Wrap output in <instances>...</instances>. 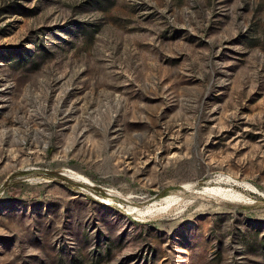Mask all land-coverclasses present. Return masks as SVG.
I'll return each mask as SVG.
<instances>
[{
    "label": "rangeland",
    "instance_id": "1",
    "mask_svg": "<svg viewBox=\"0 0 264 264\" xmlns=\"http://www.w3.org/2000/svg\"><path fill=\"white\" fill-rule=\"evenodd\" d=\"M0 264H264V0H0Z\"/></svg>",
    "mask_w": 264,
    "mask_h": 264
},
{
    "label": "bare ground",
    "instance_id": "2",
    "mask_svg": "<svg viewBox=\"0 0 264 264\" xmlns=\"http://www.w3.org/2000/svg\"><path fill=\"white\" fill-rule=\"evenodd\" d=\"M226 179H223L222 177L217 178L216 181L210 182L206 187L198 191L197 194L202 197H209L212 199L214 198L223 201L240 202V203L243 202L244 197H242L239 193H236L231 189H226L221 186V184L224 183V181L229 182V180ZM186 188L190 189L187 186ZM179 205H180L179 197L175 195H170L150 203L148 206H146L143 209H138V210L132 209V210L139 217L155 218V217H159V216L163 217L171 214L179 207Z\"/></svg>",
    "mask_w": 264,
    "mask_h": 264
}]
</instances>
